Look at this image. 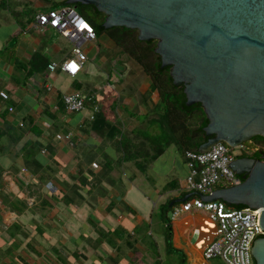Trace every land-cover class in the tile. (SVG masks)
<instances>
[{
	"label": "crops",
	"instance_id": "1",
	"mask_svg": "<svg viewBox=\"0 0 264 264\" xmlns=\"http://www.w3.org/2000/svg\"><path fill=\"white\" fill-rule=\"evenodd\" d=\"M61 1L0 0V264H227L204 256V210L172 220L168 245L161 206L191 193L188 166L176 143L147 160L162 110L143 66L100 33L76 76L47 69L73 42L34 16ZM74 92L94 119L92 102L66 109Z\"/></svg>",
	"mask_w": 264,
	"mask_h": 264
},
{
	"label": "water",
	"instance_id": "2",
	"mask_svg": "<svg viewBox=\"0 0 264 264\" xmlns=\"http://www.w3.org/2000/svg\"><path fill=\"white\" fill-rule=\"evenodd\" d=\"M77 7L92 4L106 14L104 26L138 30L141 40L157 39L161 66H170L176 85H183L186 105L201 103L207 115V140L196 152L224 141L238 146L264 137V0H63ZM260 153L262 148L258 149ZM242 183L219 187L212 194L193 191L204 200L261 208L264 228V153L229 163ZM243 175V177L241 176ZM230 205V204H229ZM251 252L264 264V234Z\"/></svg>",
	"mask_w": 264,
	"mask_h": 264
},
{
	"label": "built area",
	"instance_id": "3",
	"mask_svg": "<svg viewBox=\"0 0 264 264\" xmlns=\"http://www.w3.org/2000/svg\"><path fill=\"white\" fill-rule=\"evenodd\" d=\"M34 25L38 28H53L73 42L71 55L60 62H49L47 69L52 72L59 69L69 76H76L88 58L84 43L97 37L91 21L84 17L75 5L61 4L37 12L34 16ZM0 95L4 99L9 97L4 90L0 91ZM87 102H92L93 111L90 118L94 119L99 111V105L95 102L93 94L74 92L63 96L64 106L69 111H82ZM57 136L61 138L62 134ZM65 136L69 137V134ZM260 148L264 153V140L249 144L244 141L238 146H230L224 141H219L214 143L209 151L196 152L194 149L186 151L184 156L188 166L187 188L192 192L212 194L219 187L242 183L243 180L229 163L244 154L260 153L258 151ZM47 186L52 188V183H48ZM194 210L208 212L216 223V239L204 249L206 258L219 256L227 264H254L252 241L257 234H264V228L260 225L261 208L235 207L222 199L204 200L195 194L175 204L170 212V218L175 220L182 214Z\"/></svg>",
	"mask_w": 264,
	"mask_h": 264
},
{
	"label": "trees",
	"instance_id": "4",
	"mask_svg": "<svg viewBox=\"0 0 264 264\" xmlns=\"http://www.w3.org/2000/svg\"><path fill=\"white\" fill-rule=\"evenodd\" d=\"M63 4L67 3L64 2ZM77 8H79L80 13L84 17L86 16L95 26L97 34H108L116 44L143 66L145 72L152 79L153 87L160 93L159 105L162 110L158 118L160 134L153 139L155 142L153 144L156 148L154 149V153L151 154L147 160L150 161L161 154L165 146L170 143H176L183 154L191 149L199 150L200 145L208 138L204 131V126L208 123L207 115L201 103H195L190 106L186 105L183 85H176L173 82V78L170 74V66H161V57L155 51L157 39L141 40L138 38L137 29L126 26L106 28L104 26L106 14L97 10L92 4L79 3L77 4ZM263 140V136L256 135L250 140L245 141V143L249 144V142H260ZM141 167L145 168V165L143 164ZM181 202L183 201L176 202L173 205L169 202L161 206V217L167 223L166 231L168 245L171 244L170 237L172 234L170 212L175 204ZM229 204L235 207L246 206L244 204Z\"/></svg>",
	"mask_w": 264,
	"mask_h": 264
},
{
	"label": "flooded vegetation",
	"instance_id": "5",
	"mask_svg": "<svg viewBox=\"0 0 264 264\" xmlns=\"http://www.w3.org/2000/svg\"><path fill=\"white\" fill-rule=\"evenodd\" d=\"M243 156L254 157V158H257V159H261L262 158V154H257V153L244 154ZM241 176L243 177V175H241Z\"/></svg>",
	"mask_w": 264,
	"mask_h": 264
},
{
	"label": "rangeland",
	"instance_id": "6",
	"mask_svg": "<svg viewBox=\"0 0 264 264\" xmlns=\"http://www.w3.org/2000/svg\"><path fill=\"white\" fill-rule=\"evenodd\" d=\"M78 10H79V8H78ZM86 17V16H85ZM87 18V17H86ZM88 19V18H87ZM89 20V19H88Z\"/></svg>",
	"mask_w": 264,
	"mask_h": 264
}]
</instances>
